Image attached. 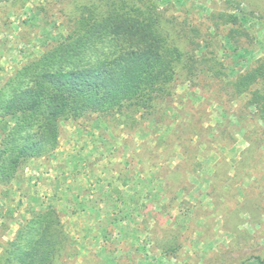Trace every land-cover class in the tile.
<instances>
[{
	"label": "trees",
	"instance_id": "obj_1",
	"mask_svg": "<svg viewBox=\"0 0 264 264\" xmlns=\"http://www.w3.org/2000/svg\"><path fill=\"white\" fill-rule=\"evenodd\" d=\"M51 2L61 5L58 14L68 27L65 43L27 61L0 83V188L19 179L31 161L57 149L61 123L93 114L107 125L135 128L163 115L175 87L186 82L198 89L202 79L215 82L226 113L239 124L248 116L264 124V55L228 79L215 50L207 58L196 57L192 47L184 50L202 39L199 28L178 20L168 8L158 10L154 0ZM221 2L223 10L208 19L209 28L220 30L218 50L245 51L239 42L248 38L251 24H264V0ZM209 38L206 34L199 48L206 50ZM258 129V140L264 142V129ZM188 164L190 172L200 167L194 159ZM171 177L178 187L175 170ZM68 244L59 214L44 207L30 214L13 239H0V264H63L73 255ZM249 260L264 264L259 255L238 264Z\"/></svg>",
	"mask_w": 264,
	"mask_h": 264
},
{
	"label": "rangeland",
	"instance_id": "obj_2",
	"mask_svg": "<svg viewBox=\"0 0 264 264\" xmlns=\"http://www.w3.org/2000/svg\"><path fill=\"white\" fill-rule=\"evenodd\" d=\"M51 1L16 0L0 4V83L27 61L58 43H65L68 27L61 23L63 19L58 14L61 5ZM154 2L158 10L168 8V13L178 20L199 28L202 39L196 38L197 46L188 45L184 50L192 47L196 57L206 58L215 50V56L227 67L228 79L264 55V24H251L248 38H241L239 43L247 51L233 53L227 46L225 52L218 50L222 43L218 36L220 30L209 28L208 19L211 13L223 10L221 0ZM206 34L210 37V46L205 50L199 46ZM199 83L200 89L187 82L176 86L167 99L164 114L153 122L144 121L135 128L119 122L116 126L97 127L98 133L104 132L103 129L110 131L112 138L113 130L120 136L123 131L138 129L134 137L126 138L128 142L155 146L151 152L158 159L164 150L172 156L173 165L181 155L188 163L192 159L203 163L198 173L189 171L185 181L187 195L182 197L176 186H169L177 196L168 201L167 208L151 209L149 214H140L137 218L133 216L134 221L138 219L135 221L138 230L132 233L133 246L129 247L125 240L128 247L121 250L125 256L118 263L109 264H220L222 260L238 264L252 255L264 258V142L258 140L259 131L256 132L258 127L264 129V124L252 121L249 116L239 124L217 99L213 88L216 83H210L207 78ZM97 117L92 114L61 123L59 139H63L64 131H73L75 137L78 135L77 143L90 144V135L84 137L83 124ZM173 170L180 173L179 169ZM202 187L203 191L209 189L208 192L203 194ZM130 218L126 220L129 227ZM142 237L153 245H144ZM245 264L255 262L249 260Z\"/></svg>",
	"mask_w": 264,
	"mask_h": 264
},
{
	"label": "crops",
	"instance_id": "obj_3",
	"mask_svg": "<svg viewBox=\"0 0 264 264\" xmlns=\"http://www.w3.org/2000/svg\"><path fill=\"white\" fill-rule=\"evenodd\" d=\"M85 124L84 137L90 135V144L81 146L77 143L79 133L75 137L76 132L64 131L49 157L31 161L19 179L0 188V239H13L32 212L52 207L60 216L73 252L63 264L118 263L125 256L122 248L133 246L132 233L138 222L133 216L165 209L177 196L170 188L174 184L173 169L180 170L176 191L182 197L187 195L189 164L185 156L173 165L172 156L164 150L158 159L151 152L155 146L128 142L126 138L134 137L138 129L123 131L120 136L113 130L114 139L107 129L96 131L98 125L107 126L102 118ZM196 161L203 168V163ZM203 190L204 194L209 189ZM129 217L130 227L126 226ZM143 240L144 245H153L146 237Z\"/></svg>",
	"mask_w": 264,
	"mask_h": 264
}]
</instances>
